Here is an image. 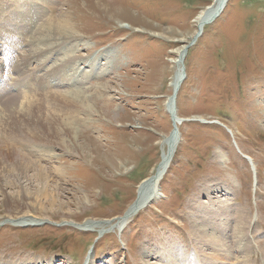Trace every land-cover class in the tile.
<instances>
[{"label": "rangeland", "instance_id": "rangeland-1", "mask_svg": "<svg viewBox=\"0 0 264 264\" xmlns=\"http://www.w3.org/2000/svg\"><path fill=\"white\" fill-rule=\"evenodd\" d=\"M10 1L0 0V10ZM25 1L19 0L36 14L0 60V108L29 87L18 63H28L37 49L30 43L40 27L62 15L77 34L54 50L52 58L68 65L60 66L55 82L75 80L50 88L58 94L80 88L86 97L68 107L62 100L50 105L58 110L48 115L52 129L60 118L70 123L52 135L43 119H28L25 127L9 119L10 140L27 144L33 153L21 152L42 165L46 178L37 169H15L20 156L6 149L12 140L0 127V262L85 264L89 257V264H239L244 256L246 264H264V0H227L195 39L196 17L213 0ZM182 45L188 47L176 114L187 120L158 183L163 196L135 210L120 232L118 218L156 169L172 128L165 104ZM49 64H40V73ZM45 111L37 115L45 118ZM19 199L33 214H22ZM217 212L224 226L216 223L214 236L222 239L209 249L200 228L209 229ZM241 212L245 223L237 230ZM214 236L206 239L212 244Z\"/></svg>", "mask_w": 264, "mask_h": 264}, {"label": "bare ground", "instance_id": "bare-ground-1", "mask_svg": "<svg viewBox=\"0 0 264 264\" xmlns=\"http://www.w3.org/2000/svg\"><path fill=\"white\" fill-rule=\"evenodd\" d=\"M10 2H11V5L9 7H7V9L1 8V10H0V60L6 59L7 56L9 55L11 47H13V45L15 43L14 35L17 34L19 36H23V33H25L27 30L30 29V25L28 26L29 28L26 27V25L29 24V22H31V26H32V23L34 22L33 16H34V14H36V13H34L32 11V9H34V8L31 7V4H29V3H26V5H21L19 0H11ZM226 2H227V0H213L211 5L205 7L203 10H201L198 13V15L196 17L197 18L196 22H198L199 28H198V31L196 32V34H194L192 36V38H194V39L198 38L202 34L203 26L205 24H207V23H211L212 21H214V19L221 13V11L223 9V8H221L222 4L225 5ZM30 7H31V9H30ZM26 8H29V9L27 11H25ZM220 8H221V10H220ZM28 12L30 14L33 12V14L31 16H27ZM217 13H218V15H217ZM64 17L65 16L62 15V17L57 19V20H52L50 18L49 20H47L40 27V29L38 30L37 34L34 35L32 40L30 39L31 42H32L30 44L31 45L33 43L36 44L37 45L36 46L37 49L34 48L35 50H33V51L31 50V52H30L31 56L27 55L28 59H29L28 63H25V61H24L25 64H23L22 59H21L20 63H18V66H20L19 69L21 71H23V72H27L28 75H29V87L21 89L18 86L17 90L21 89V94L20 95L18 94V97H20V99L16 100L17 97L16 96H12L9 99H7V101H5V103H4V105H2L1 108H0V110H3L2 111L3 114L1 113L2 115H0V118L1 119L3 118L0 121L1 122V126L0 127L3 128V131L6 130V132H5L6 134H4V137L8 141H11V140H12V142L14 141L13 143L11 142V145L8 146L6 149L9 152H13L14 154L17 152V154L20 156L19 159H17L15 162H13L15 164L14 165L15 169L19 170L21 173H25V170L27 168H30L32 170L37 169V170H39L38 173H39L40 176H42V178H46L45 175L43 176V174H42V170H43L42 169V165L40 163L36 164L35 162H33L34 160L30 159L27 155H24V153L21 152V151L24 150V151H26L28 153H33L27 147V144L24 143L23 141H21V139L19 140V139L16 138V141H15V139H13L14 137H12V139L10 140L9 136L10 135L12 136V134H9V131H10L9 128H11L9 119L14 118L19 123H21V125L24 126V127H25L28 119H30V120L34 119L35 121L43 119V120L46 121L45 123L47 124V125H45L46 134L50 133L52 135L54 133V129H56L58 125H60L61 129L65 130V129L69 128L68 124H70V123L65 121V120H63L64 117L62 116L63 115V112H62L61 115L60 114L59 115L62 116L63 118H60L61 119L60 122L57 120L55 122L54 128L52 129V123H51L52 120L49 119L50 116H48V115L56 116V114H57L56 111H58V110L56 108L57 106H54L53 108H51L50 105H54L56 103V100L57 101L58 100H62V101H64V106L68 107V104L72 103L73 101L79 100L81 102L82 98L86 97V95H84V93L82 91H80L81 89L79 88V90H77L76 88H74L75 87L74 85H72L74 90L71 91V90L68 89V90H66L64 92H60L59 94L56 91L51 90V88H50V87L56 86L58 84H63V82L66 85V84L70 83L72 80L73 81L75 80V77H71L66 82H65L66 78H65L64 81H62L60 83H56L55 82V73L59 72V71H63L62 69L68 68V65H66V66L62 65L63 66L62 67L57 62L58 60H60V58L58 60L57 59L54 60V58H52V57H54V55H56V53L54 54V50L55 49L58 50L57 46H59V43H60L61 40H63V39L66 40L68 38H71L73 36V34H77V31L75 32V30H74V26L75 25L73 24V21H71V18L70 17H67V18L65 17L64 18ZM19 23H21V24L18 27L17 24H19ZM73 32H75V33H73ZM5 46H7V47H5ZM184 48H185V45H182V46H180L179 48H177L175 50L176 57L173 60V62L175 64V72H174L173 78L171 80L170 86H171L172 92L174 91V89L176 87L175 107L177 105L176 104V100H177L178 92L180 90L182 82L185 79V76H184L183 77L184 79L182 78L181 81H179L181 73H179L180 64L178 62V57L182 53ZM41 57H42V59H40ZM36 59L38 60V62L35 63ZM183 60H184V58H183ZM46 61H47L48 64L50 62L48 68L46 67L47 71H43L42 73H40V70H39V69H41L40 64H42V66H43ZM75 61H76V59H75ZM30 62H34L35 63V65H33L34 67L33 66H32V68L29 67V63ZM60 66L62 67V69H61ZM36 70H37V72H35V73L30 72V71H36ZM20 76H21V74L19 75V77ZM0 78H2V77H0ZM59 79L62 80L61 75H60ZM178 81L180 83L177 86V82ZM18 82H20V81H18ZM18 82H15V83H18ZM26 84H28V83H26ZM12 85H14V84H12ZM19 85H21V87H22L21 83ZM48 86H49V88H47ZM9 87H10V85H9ZM23 87H25V86H23ZM67 87H69V86H67ZM13 88H15V87H13ZM32 88L35 89V90H31ZM172 92L169 95V97L167 96L168 99L166 101L165 106L168 107V108H169L168 104H170V98H171ZM45 93H49V94H45ZM8 95H10V94H8ZM41 96L43 97V100L45 99V106L43 105V102H41V99L38 98V97H41ZM43 107H46L45 113H46L47 116L45 118H42V117H40V115H37V113L41 112ZM65 112L67 114L68 110H66ZM176 113H177V110H176ZM177 118H178V115H177ZM179 118H181V117H179ZM179 118H178V120H179ZM186 120L187 119L183 118V120L181 122L180 121L176 122V125L178 127V131H179V125L182 122L186 121ZM170 121H171V118H170ZM220 125H223V124L220 123ZM171 126H172V124H171ZM171 130H172V128H171ZM226 130H228L227 132L231 133L230 129L226 128ZM30 131H33V130H30ZM19 132L20 131H18V133ZM16 136H18V134ZM24 136H22V137H24ZM22 137H20V138H22ZM22 139H24V138H22ZM179 140H180V135H179L178 141L175 144L174 150L172 149V147H171V150H170V148L168 147L169 144H170V140L167 137L165 139H163L162 144L165 147H164V149H162V152H161V155H160V161H159L158 165L156 166V169L154 170V172L152 173V175L150 177L145 179L146 181H145L144 185L140 189L138 188L139 191L137 193L136 200L127 208V210L123 213V215L120 216V218H118L117 227L119 228L120 232H122L123 228H124V227H122V224L125 223V221L128 219V217L135 210H138L139 208L141 209V207L143 206V204H144V202L146 200H147V202L149 200L152 201V202H156L163 196L161 191L157 192V190H159L158 183L162 179L163 175L166 173V171H167V169H168V167H169V165L171 163V160L173 158V154L175 152V149H176V146H177V143L179 142ZM26 142H32V143H38V144L42 143V142H34V141H26ZM0 151H1V147H0ZM34 152H36V151H34ZM240 154L244 158L247 157V159L246 158L245 159L248 162H250V164H251L252 160H251V158L248 155H245V154H242V153H240ZM11 155H12V153H11ZM169 156H170V159H169V162L167 163V160H168ZM147 186L150 187L149 191H148L149 193L145 194L144 190L146 189ZM212 189H214V190L217 189L216 192H224V193H226L225 187L223 188V187H221V185H216ZM208 191H206V193H208ZM19 202H20V207H21V211L23 212L22 213L23 215L26 214L28 216L30 214H33L31 212V210H30V203L29 202L24 201L22 199H19ZM213 212H215V211H213ZM218 212L216 213L217 215L215 216L216 220H214L215 219L214 218L210 223L206 224V226L209 229H204L203 228V224H202V226L200 228V233L202 235V240L201 241L203 242L204 245L206 244L207 247L209 246V249H212L214 247V244L216 242H218V241L220 242L219 239H222V238L218 237V235L214 236V232L217 233L216 230L218 228H221V226L219 227L218 225H223L222 224V220L220 222L221 215H218ZM219 213L221 214L222 211H220ZM245 216H244L243 212H241V214L239 213L238 218H237L238 219L237 220L238 224L236 225L237 226V230H240L241 225L243 223H245V222H243L244 219H245ZM216 227H217V229L214 231V229ZM77 228H79V229L81 228L82 229L83 227H81L79 225V226H77ZM224 229H225V227H224ZM224 229L222 228L221 230H218L219 234H221V236H222V233H223ZM221 231H222V233H221ZM198 236H199V234H198ZM213 236H214V240H213V242L211 244L209 242V240L206 239V237H209V239H210ZM212 245H213V247H212ZM203 254H204V256L206 258L209 257V255H207L205 252ZM217 254L223 255V258H228V254H226V252L218 251ZM213 255H215V253ZM167 257H168V255H167ZM218 258H220V257L218 256L217 258H214V256H212V254H211V259L212 260H214V259L216 260ZM89 261H90V258L88 257L87 260H85V264H89ZM245 262L247 263V259H245L244 256L242 257V259H238V263L239 264H246ZM0 264H2V263L0 262ZM164 264H168V263H164Z\"/></svg>", "mask_w": 264, "mask_h": 264}, {"label": "water", "instance_id": "water-1", "mask_svg": "<svg viewBox=\"0 0 264 264\" xmlns=\"http://www.w3.org/2000/svg\"><path fill=\"white\" fill-rule=\"evenodd\" d=\"M187 47H188V45L185 46L184 50L182 51V53L178 57V62L180 64L179 73H181L179 81H181V79L185 76V72H184L185 66H184V63H183V58L186 55ZM179 81L177 82V86L180 83ZM175 97H176V87H175L174 91L172 92V95H171V98H170V104H168L169 108L166 107V110H167V112H168V114H169V116L171 118V124H172V130H171V132H169V135L167 136V138L170 140V144L168 146L170 148V150H171V147L174 150L175 144H176V142L178 141V138H179V133L180 132L178 131V127L176 125V122L183 120V118H179L178 117L179 120L177 118L176 107H175ZM169 159H170V156H169V158L167 160V163L169 162ZM246 159H247V157H246ZM145 181L146 180L141 182V184L138 187L139 189L144 185ZM149 188H150L149 186L146 187V189L144 190L145 194L149 193L148 192ZM139 189H138V191H139ZM146 203H147V200L144 202L143 205H145Z\"/></svg>", "mask_w": 264, "mask_h": 264}]
</instances>
